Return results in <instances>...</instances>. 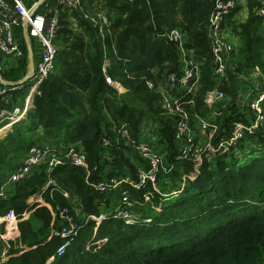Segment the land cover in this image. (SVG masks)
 <instances>
[{
  "label": "trees",
  "instance_id": "16d2710c",
  "mask_svg": "<svg viewBox=\"0 0 264 264\" xmlns=\"http://www.w3.org/2000/svg\"><path fill=\"white\" fill-rule=\"evenodd\" d=\"M48 2L53 6V0ZM172 2L104 0L109 25L103 40L86 22L75 33L68 16L62 14L54 42L58 47L54 73L38 87L26 119L51 138H58L57 144L82 146L90 170L85 173L59 167L50 174L66 198L51 195V188H45L44 172H35L5 190L0 216L9 212L18 219L24 213L30 215L18 224V234L12 240H3L0 230V264H264V130L248 136L229 154L204 160L195 173L191 159L178 158L173 141L176 116L163 114L156 92L162 76L175 72L180 59L173 44L156 37L165 29H178L191 40L186 48L202 63L192 112L208 119L210 112L203 98L217 88L225 96L214 107L221 112L216 120L217 136H226L233 123L244 122L238 109L243 95L241 77H248L255 68L264 74L262 24L253 13L258 2L248 0L245 24L232 21L237 8L224 20L223 29L225 25L238 35L241 46L236 59L231 52L226 76L219 83L212 75L207 38L213 0H194L190 5L185 0L178 13L180 20ZM104 59L109 63L105 74ZM26 69L24 58L6 80H20ZM105 75L122 84L125 95L118 96L105 83ZM147 82L152 83L153 90L148 89ZM23 86L28 89L27 83ZM146 120L157 126L164 166L171 168L169 174L157 176V184L165 188L164 193L177 191L179 197L162 201L154 193L149 204H141L145 190L135 191L125 183L106 196L92 192L89 182H134L138 171L147 169L130 147L117 140V130L122 126L138 139ZM25 126H17L13 139L26 137L20 135V127ZM103 139L108 147L103 146ZM246 145L255 149L239 162L236 149ZM20 148L13 151L18 162L11 164L6 162L7 150L0 145V180L19 164ZM124 190L140 204L135 211L142 222L136 225L128 226L114 216ZM38 198L52 210L38 207ZM57 207L69 208L72 215L75 207L86 215H104L98 225L76 217L78 231L62 256H56V251L66 242L51 235L59 224L53 217ZM146 220L149 223H144ZM102 240L106 243L96 242Z\"/></svg>",
  "mask_w": 264,
  "mask_h": 264
},
{
  "label": "built area",
  "instance_id": "2783aa9c",
  "mask_svg": "<svg viewBox=\"0 0 264 264\" xmlns=\"http://www.w3.org/2000/svg\"><path fill=\"white\" fill-rule=\"evenodd\" d=\"M84 1L53 0V6H50L48 0H33L29 5L23 0H0V106L9 93L18 91L23 87V84L18 85L19 82L3 81L4 68L1 58L13 57L21 60L24 54L18 39L23 37L22 26L24 24L29 40H35L41 51L40 57L35 62L34 72L27 82L30 86V92L24 99L25 111L31 105L38 87L49 75L54 73V62L58 54V47L54 42L61 16L65 11L80 13L83 21L94 29L102 40L107 37L108 19L100 12L95 15L83 14L81 6ZM236 7V0H213V9L208 18L207 38L214 66L212 75L216 83L225 78L227 63L231 61V52H234L233 46L226 41L223 35V23ZM255 12L264 27V0L258 1ZM156 38L173 44L180 55L177 70L162 76V81L159 83L156 92L159 94V107L163 114L170 118L176 116L173 126V141L179 150L178 158L181 160L191 159L195 173L204 160L209 161L215 156L227 155L248 136L256 134L261 129L264 130V78L258 68L251 71L252 75L248 80V87L238 104V109L241 108L239 111L244 116V122L233 123L226 136H219V134L217 136L219 125L216 120L221 112L215 111L214 107L225 99L224 94L215 88L204 95L203 104L210 112L208 119L193 113L194 95L199 87L202 63L195 60L193 52L186 48V38L180 30L165 29ZM108 67L109 63L104 59V74ZM154 72L157 73L158 69ZM105 83L116 91L118 96L122 95V91L119 90L122 87L118 85L119 83L112 82L106 75ZM146 86L149 90H153L152 83L147 82ZM25 111L21 115L18 109L11 114L0 109V122L6 119L12 121L14 118L17 121L19 115L22 117ZM146 125L150 126L155 133L145 136L143 130L146 129ZM157 129L154 123L152 126L149 125V121H145L139 138L135 139L127 127L119 128L117 140L119 138L125 146L130 147L145 162L147 169H140L137 181L134 182L115 179L106 182H89L87 184L92 192L106 196L117 190L122 183L135 191H143L147 187L151 192L143 194L141 204H149L152 194L158 193L153 188L154 184L157 183V176L161 172L169 174L171 171V168L167 169L164 166L163 147L159 144L160 138ZM103 146L108 147L106 139H103ZM59 167L77 168L85 173L90 170L80 145L59 143L44 147L34 146L21 155L18 167L0 185V197L4 196L8 185L26 180L35 172H44L47 178L45 188H51V195L57 193L64 198L68 197L50 178V174ZM120 197V204L114 214L115 218L128 226L142 222L137 216L138 211H135L136 205L140 204L130 199L128 190L122 191ZM35 203L38 207L52 210L51 206L44 203L40 198ZM74 211L75 214L72 215L69 208L60 209L57 207L56 213L53 212V217L58 219L59 224L51 232V235L66 242L57 249L56 256H62L70 240L76 236L78 231V226L75 224L76 217L84 219L86 222L90 220L97 225L104 220L103 214L86 215L78 207H75ZM29 215L30 213H24L21 219H18L13 212L0 216V230H3L1 238L12 240L13 235L18 234V224L27 220ZM144 223L149 222L146 220Z\"/></svg>",
  "mask_w": 264,
  "mask_h": 264
},
{
  "label": "rangeland",
  "instance_id": "374dc122",
  "mask_svg": "<svg viewBox=\"0 0 264 264\" xmlns=\"http://www.w3.org/2000/svg\"><path fill=\"white\" fill-rule=\"evenodd\" d=\"M30 1H33V0H30ZM236 4H240L239 0H236ZM87 5L88 4L86 3L84 8L82 9L83 14H88L87 13L88 10L86 8ZM67 16L69 17L68 22L70 24L71 29L74 32L79 33L81 30L79 25L82 22H84L80 13H72V14L69 13V15H67ZM18 41L21 43V38H19ZM30 50H31V52L33 51L32 55L34 54V56H33L34 61L37 60L40 57L41 51L38 48V44L33 39H30ZM26 53H27V51H26ZM24 58H25V62H27V56L24 55ZM26 73H28L27 69H26L25 74ZM251 75H252V73L248 76V78H250ZM118 85H120L122 87V89H120L118 86L119 90L122 91L121 96L125 95L126 89L124 88V86L120 83ZM28 87H29V85H28ZM247 87H248V84L245 85L244 89L242 90V93L245 92ZM29 92L30 91L26 89V86H23L18 91H14V92L9 93L7 96L8 97L7 106H6L7 109H5L4 106H3V108L7 111V110L13 109L15 106H18L17 109L20 111V114H21L22 112L25 111V106H24L23 101H24V98L29 95ZM31 107H32V104L30 105L29 108L26 109V111L24 113L25 115H27V113H29ZM239 109H241V108L239 107ZM25 115H24V117H25ZM19 117H20V115H19ZM24 119L25 120L21 119V121H17V122H14L15 118L12 119V121L7 120L0 127V130H1L4 126L10 125L9 127L5 128L3 131H0V145L3 146L7 150L8 156H7L6 162H9L11 164L18 162L17 157L13 153V151L17 150L19 147H22L19 149V152L21 153L20 155H22L23 153L28 152L34 146L44 147L47 145H56L57 141H58L57 140L58 138H51L41 128H38L36 125H30L28 123V120L26 118H24ZM12 122H14L13 125H11ZM146 122H147V120H146ZM21 124H27V126H25L24 128L20 127V131H21L20 135L21 136L26 135V137H24V139L22 141H17L15 139H13V138H15L13 136H15L14 134H15L17 126L18 125L21 126ZM149 125L153 126V123L150 121ZM143 131L145 133V136H150V134L155 133L154 130L148 125H146V129H144ZM251 149H255V148L250 147L249 145H246L241 150L236 149L235 156L237 157L238 161L242 162L245 158H249V151ZM153 188L158 193H156L154 191L153 192L156 195H158L159 196L158 198H160V200H162V201L163 200H166V201L173 200V199H175V197L177 198V196L180 194L177 191H173V192L170 191L169 193L168 192L164 193L163 190L165 188L161 185V183L159 185L157 183L154 184ZM144 190H145L144 194H148L151 192L149 190H146V187L143 189V191ZM139 192H142V191H139ZM1 198H5V197L3 196ZM153 208L155 209V207H153ZM158 208L159 207H157L156 210H159ZM96 242L97 243H106V240L96 241Z\"/></svg>",
  "mask_w": 264,
  "mask_h": 264
},
{
  "label": "crops",
  "instance_id": "0c3cea01",
  "mask_svg": "<svg viewBox=\"0 0 264 264\" xmlns=\"http://www.w3.org/2000/svg\"><path fill=\"white\" fill-rule=\"evenodd\" d=\"M23 1H25L26 2V4H28L29 5V3L31 2L30 0H23ZM191 1H194V0H188V4L190 5V3H191ZM253 1V0H252ZM259 0H257V2H258ZM239 2H240V4H237V9H238V13L235 15V17L232 19V21H234L235 22V24L236 25H238V24H245L246 23V21H247V19H248V15H249V11H248V0H239ZM86 3L88 4L87 6H86V8H87V10H88V14L89 15H95V14H97L98 12H100V13H102L106 18H107V14H106V7H105V5H104V0H98L97 2L95 1V0H85L83 3H82V6H81V11H82V9L84 8V6L86 5ZM184 3H186L185 2V0H177V3H176V0H173V2H172V4L175 6V10H176V15H175V17L177 18V20H180V16H179V12L181 11V7L182 6H184ZM188 5V6H189ZM258 5V4H257ZM257 5L255 6V8H254V10H253V13H254V15L256 16V7H257ZM172 6V5H171ZM177 8V9H176ZM65 13V15H69V13L70 14H72L73 12H68V11H65L64 12ZM69 19V17L67 18V20ZM109 21V20H108ZM262 26V25H261ZM169 30H178V29H169ZM76 33V32H75ZM223 35H224V37H225V39H226V41L228 42V43H230L232 46H233V49H234V52L233 53H235V58L234 59H236V57L238 56V49L240 48V46H241V41H240V38H239V36L238 35H236V34H233L232 33V30L230 29V28H228V27H226L225 25H224V32H223ZM260 37L262 38V40H264V27L262 26V31L260 32ZM185 38H186V45L188 46L189 44H191V40L189 39V37H187V36H185ZM24 47H25V45H24V41H23V37H21V43H20V48H21V51L23 52V54H24ZM25 49H26V47H25ZM27 51V50H26ZM26 56H27V62H26V65H27V70H28V55H27V53H26ZM32 56H34V54L32 55ZM23 59H24V55H23V57L21 58V60L19 61V60H17L16 58H13V57H9V58H1V62H2V64H3V68H4V73H3V81H5V82H15V81H11V80H6L7 79V77H10L11 76V73L13 72V71H15V70H17L18 68H19V66H20V64H21V62L23 61ZM37 61V60H36ZM35 61V62H36ZM34 65H35V63H34ZM251 73V72H250ZM27 74L28 73H26L25 74V76H27ZM261 74L263 75L262 77L264 78V74L261 72ZM250 75V74H249ZM248 75V76H249ZM25 76L23 77V78H21L20 80H18V81H16V82H20L22 79H24L25 78ZM241 80L243 81L241 84H240V91H242L243 89H244V87H245V85L248 83V80H249V78L248 77H241ZM30 89V87H28V89L27 90H29ZM17 94V93H16ZM18 95V94H17ZM26 98V97H25ZM24 98V99H25ZM7 101H8V97L6 96L4 99H3V101H2V103H1V106H0V109L1 110H4V111H6L5 109H7ZM24 102V101H23ZM32 102H33V99H32ZM32 102H31V104H32ZM3 106H4V108H3ZM30 107V106H29ZM18 108V106H15L13 109H11V110H7L6 112L7 113H9V114H11L14 110H16V109ZM25 115V114H24ZM24 115L22 116V117H19V119H17V121H21V119L22 120H25L24 118H26V116L27 115H25V117H24ZM7 120H9V119H6V120H3V121H1L0 122V127H1V125L2 124H4L5 123V121H7ZM9 121H11V120H9ZM17 121H14V122H17ZM14 122H12V124L11 125H13L14 124ZM10 125H8V126H4L0 131H3L5 128H7V127H9ZM17 167H18V165H17ZM16 167V168H17ZM15 168V169H16ZM14 169V170H15ZM13 170V171H14ZM13 171H11L9 174H7V178L9 177V175L13 172ZM6 177H4L3 179H1L0 180V185L1 184H3V182H4V180H6L7 179ZM10 185H8L7 187H6V189L9 187ZM0 199H2L1 197H0ZM29 218V217H28ZM5 260V257H3L2 258V261H4Z\"/></svg>",
  "mask_w": 264,
  "mask_h": 264
},
{
  "label": "water",
  "instance_id": "95a60500",
  "mask_svg": "<svg viewBox=\"0 0 264 264\" xmlns=\"http://www.w3.org/2000/svg\"><path fill=\"white\" fill-rule=\"evenodd\" d=\"M22 27H23V41H24V45L26 47L27 55H28V74L24 79H22L18 83V85L27 83L34 72V60H33L32 52L30 50V40L27 36L25 24Z\"/></svg>",
  "mask_w": 264,
  "mask_h": 264
}]
</instances>
